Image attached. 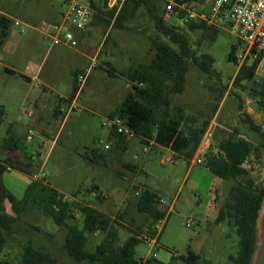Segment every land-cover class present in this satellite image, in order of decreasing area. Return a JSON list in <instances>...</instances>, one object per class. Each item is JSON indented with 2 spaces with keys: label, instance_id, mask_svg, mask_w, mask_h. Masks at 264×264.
Returning a JSON list of instances; mask_svg holds the SVG:
<instances>
[{
  "label": "rangeland",
  "instance_id": "374dc122",
  "mask_svg": "<svg viewBox=\"0 0 264 264\" xmlns=\"http://www.w3.org/2000/svg\"><path fill=\"white\" fill-rule=\"evenodd\" d=\"M11 1L15 6L14 16L17 17L22 15L23 7L34 13L35 18L46 19L50 18L49 11L66 9L65 0ZM212 1L192 2L196 7L204 8ZM155 2L157 15L164 17L166 25L179 27L188 37L191 48L199 55L208 54L215 59L214 75L206 74L189 61L185 91L171 95L172 114H177L179 108L182 109L185 118L195 120L199 129L203 127V123L217 124L213 129L214 145L211 154L219 152L220 142L229 135L238 138H241L240 135L244 136L242 139L258 145V134L243 120H247L248 115L257 125H262L264 108L257 103L260 98L256 91L259 90L257 83H249L246 90L234 86L241 65L230 54L233 44H237V38L227 29H218L215 40L204 38L201 32L190 30L188 22L178 19L177 15L165 18V1ZM100 3L104 9L109 7L108 0H100ZM113 9L107 13L109 17H113ZM125 24L129 30H118L114 26L115 29L111 31L110 38L93 64L79 52L83 51L93 57L103 30L89 40L91 52L84 48L86 41L77 50L62 44L49 50L51 46L46 40L44 46L35 53L33 60L38 66L42 65V77L52 64L58 66L57 63L63 59L77 57L81 63L77 67L73 62L70 64L72 59H66L65 64H60L63 75L60 92L65 94L66 100L60 114L46 126V139L39 127L31 126V118L26 115L31 108L34 116V107L29 104L24 107L26 109L21 112V122L26 125V135H29L28 129L34 134L31 144L21 140L24 154L28 157L25 159L32 161V171H28L30 166H25L26 171L10 168L2 174L3 183L8 191L21 199L29 183L35 180L33 177L39 175L64 197L94 206L106 215L117 218L121 223L116 225L117 246L136 235L139 243L135 247V254L139 260L155 257L166 263L173 261L175 264H184L183 258L194 253L200 256L201 263L230 264V257L237 255L239 237L225 222L218 223L217 217L209 215V207L212 198L216 199L219 206L229 199L234 181L216 179L214 173L207 170L206 164L190 167L186 161H180L179 165L166 163L162 161L165 156L156 152H152L153 160L148 159L150 153L143 151L138 137L133 139L131 151L123 152L116 144L111 149L105 148L109 144L110 129L103 122L129 90V82L123 75L136 63L147 61L153 41L170 43L144 8L139 9L136 17ZM108 26L109 24H104V29ZM70 29L75 34L80 33L73 27ZM7 54L0 57V62L10 58V54ZM23 62L24 65L25 59ZM91 64L88 80L74 99L76 76L88 70ZM76 70L80 71L74 74ZM109 70H113L116 75H110ZM255 80L258 83L264 80L263 66L256 71ZM37 90L41 91L42 86L37 85ZM50 93L53 100L58 101L59 96L55 92ZM73 105L76 107L72 108ZM99 142L102 144L99 145ZM95 149L103 154V159H92ZM255 158L258 169L249 175L264 185V148ZM129 161H133L137 167L129 168L126 164ZM147 162H150L151 170L145 172L143 166ZM144 189L155 193L159 202L166 203L165 206L158 205L166 210L164 219H156L139 211L137 203ZM94 192H100L102 197H94ZM6 208L7 213L12 215L10 205ZM191 215L195 224L190 228L185 221ZM68 224L83 227L79 211ZM13 231L3 255L4 259L12 263H18L25 247L32 244L50 256L48 264H89L77 261L65 251L67 228L56 225L41 211L27 212L17 220ZM104 237L105 233L102 231L89 234L87 249L94 251Z\"/></svg>",
  "mask_w": 264,
  "mask_h": 264
},
{
  "label": "trees",
  "instance_id": "16d2710c",
  "mask_svg": "<svg viewBox=\"0 0 264 264\" xmlns=\"http://www.w3.org/2000/svg\"><path fill=\"white\" fill-rule=\"evenodd\" d=\"M194 1V0H180ZM144 8L156 23L158 30L164 34L170 43L153 41L155 56L150 63H139L132 67L125 76L131 84L132 91L123 102L110 114V117L121 118L138 136L144 140H155L160 145L171 147L174 150L195 151L207 128V123L201 129L193 128L189 131L179 130L182 123L196 124L191 118H185L179 110L177 114L170 111L171 95L182 94L185 91L186 78L191 60L197 67L208 75H214L213 64L215 59L208 54L199 55L191 48L188 37L179 28L166 25L164 17L158 16L155 0H125L115 24L124 28L125 23L136 17L139 9ZM115 10L111 12L114 16ZM12 26V20L0 13V50ZM190 30H197L204 38L215 40L218 29L201 23L188 22ZM237 44H233L230 57L235 59L234 52ZM260 59L252 63H244L238 71L234 86L246 90L249 83H257L260 98L258 105L264 108V80L256 82L255 75ZM110 75H116L113 70ZM76 91V89H75ZM250 129L259 136L258 145L252 142L229 135L222 140L217 154L206 156L208 168L222 180H232L234 184L230 190L229 199L221 204L217 222H225L239 237L237 255L230 257V264H252L257 245V223L264 202V185L249 175L240 166L250 155H259L264 148V122L257 125L252 118L246 115ZM117 139V147L127 140L120 134L112 131ZM104 156L97 149L93 151V160L103 159ZM8 168L23 170L22 165L9 159L0 162V264H48L50 256L28 244L18 263H12L3 258L4 251L9 246V236L13 234L17 220L27 212L38 210L52 219L56 225L65 226L67 234L64 242L65 251L79 262L89 264H175L173 261L162 262L155 257L145 261L136 258L135 247L139 238L129 237L121 246H117L118 228L121 223L117 218L110 217L98 208L67 200L57 190L51 188L45 179L31 181L23 198L19 199L8 191L3 183L2 174ZM102 197L98 196V198ZM10 205L12 215L7 213ZM159 200L155 193L144 189L140 195L137 207L139 211L147 213L156 219H164L166 211L158 207ZM79 211L83 218V227L68 224L75 213ZM120 216V215H119ZM121 217V216H120ZM102 231L103 240L94 251L87 249L88 235ZM184 264L201 263L198 254L191 253L183 258Z\"/></svg>",
  "mask_w": 264,
  "mask_h": 264
},
{
  "label": "crops",
  "instance_id": "0c3cea01",
  "mask_svg": "<svg viewBox=\"0 0 264 264\" xmlns=\"http://www.w3.org/2000/svg\"><path fill=\"white\" fill-rule=\"evenodd\" d=\"M90 2L95 11L92 22L85 31H83L82 33L78 31L80 33H77L76 35L79 38H87L88 40H90L91 38H94L101 34V31L103 30V36L99 42L98 48L94 51L93 57L83 52H79L92 61V59L94 58L97 59V57L105 47L108 39L110 38V35L112 33L111 31L115 29V20L120 10L117 11L116 9H113L115 10V14L113 17H109L107 14L111 10L109 7L104 9L103 4L100 3V0H90ZM13 9H15V6L11 0H0V13L10 18L12 22L14 20H18L21 23L20 25H15L14 23H12L7 38L0 50V57L7 53L10 54V56L7 54L10 58H6V61L0 62V162L9 159L13 162L18 163L20 166L22 165L24 171H26L25 166H30L28 168V171L30 172L32 171V161H30L29 159H25V157H28L24 154V146L22 145L21 139H24V142L26 144H31L33 142V139L32 137L31 139H28L29 135H26L27 128L26 125L21 122V112L26 109L24 107L28 104L30 105V107H34L36 114L33 117H30L31 126L39 127L42 135L46 139V126L51 124V119L57 117L60 114L63 109L64 101L66 100L65 94L60 92L63 79V75L60 70V64L66 62V59H72L70 60V64H72L73 62V64L78 67L80 66L81 60L77 57H69L65 60L63 59L62 61L57 63L58 66L52 64V66H50V69H48L45 75L42 77V65L38 66L37 63L34 62V55L45 44V28L49 24L60 23L62 21V14L64 10L49 11L50 18L46 19L35 18L34 13L28 11V9L25 7H23L22 9V15H20V17H17L14 16ZM106 23L107 25L109 24V26L108 28L104 29V24ZM116 29L129 30V27L127 24H125L124 28L118 27ZM19 34H22V36H19ZM62 46L67 47L65 45ZM53 47L49 48V50H52ZM148 52L149 56L147 58V61L140 63H150L153 60L155 56L153 46L149 48ZM24 59L25 64L23 65ZM138 64L139 63H136L135 65L131 66L130 69ZM85 69H88V67H86ZM78 71L80 70H76L74 74L78 73ZM37 85L42 86L41 91L37 90ZM128 88L129 90L124 96L123 100L132 91L130 82L128 83ZM50 92H55L59 96L58 101L53 100ZM123 100L119 104H117L116 108L123 102ZM30 109L28 110L30 111ZM179 110L183 112L182 109L179 108ZM50 112L53 113H51L52 116L50 115ZM4 116L6 118H4ZM7 117L12 118L8 119ZM212 125L213 123L208 124L205 131H207V129ZM196 127L199 128L197 123L186 124L184 122L181 124L179 130L187 132L190 129ZM28 130L30 131L31 129ZM203 137L204 134L195 151L174 150L170 146L166 147L160 145L155 142V140H144L140 136H138V142L140 143V146L142 145L143 151L145 146L148 147V150L144 151L150 153L148 159L150 158L151 160H153L152 154L156 152V154L161 153L163 154V156H165L162 161L166 163L169 162L170 159L174 158L177 160L175 165H179L180 161H186L190 164L189 166L191 167L192 165L196 164V159L200 155V145L203 141ZM108 139V145L110 146L109 149H111L114 144H117L116 136L112 133L111 130ZM132 141L133 139L127 140L125 144H120V147L118 149L122 150L123 152L131 151L133 146ZM213 145L214 143L212 140L211 149L213 148ZM211 149L208 154H211ZM126 164L131 169L137 167V165L133 161H129ZM206 168L207 170L211 171L208 166ZM7 170H10V168H8ZM148 170H151L150 162H147L146 165L143 166V171L148 172ZM215 178L219 179L216 175ZM220 206L218 205V202H216V199L212 198L209 207V215H214L215 217H217ZM160 210L166 211L165 208H160ZM169 210H171V208H169Z\"/></svg>",
  "mask_w": 264,
  "mask_h": 264
},
{
  "label": "built area",
  "instance_id": "2783aa9c",
  "mask_svg": "<svg viewBox=\"0 0 264 264\" xmlns=\"http://www.w3.org/2000/svg\"><path fill=\"white\" fill-rule=\"evenodd\" d=\"M124 1L125 0H108L109 8H115L119 11ZM164 1L166 3L164 9L165 18L177 15L178 19L186 22L201 23L217 29H227L237 38V48L234 52L236 61L242 66L244 63H252L260 59L257 70L262 66L264 67V0H213L209 6L204 8L196 7L195 3L192 1ZM65 4L66 9L62 14V21L60 23L47 25L44 30L45 39L49 42L51 47L62 44L75 50H77L78 47L81 48L83 45L82 43L86 41L87 45L84 46V48L91 52L89 48L91 45L90 41L87 38H79L70 29L73 27L77 31L83 32L90 26L95 12L90 0H65ZM12 23L15 25L21 24L18 20H14ZM95 60L96 58L92 59V64ZM92 64L88 70L76 76L77 87L74 99H76L77 93L82 90L87 82ZM75 107L74 105L72 106V108ZM26 115L30 118L33 116V113L27 111ZM103 125L111 131L120 134L126 140H132L138 137L137 133L119 117H109L103 122ZM216 125L217 124L214 123L205 132L203 141L200 145V155L195 162L196 164H206V156L212 146L213 129ZM32 135L33 131L30 130L28 138L31 139ZM239 137L244 138V136L241 135ZM101 144L102 143L99 142V145ZM105 148L109 149L110 146L106 144ZM147 150L148 147L145 146L144 151ZM169 162L175 164L177 160L172 158ZM240 167L249 173L257 170L258 163L255 155L250 154L242 162ZM33 178L37 181L42 179L39 175ZM101 195L100 192L93 193L94 197ZM66 199L73 201L72 198ZM159 204L161 206L166 205L165 202L161 201ZM185 224L187 227H194L195 219L193 215L186 219ZM146 259L148 258L143 260L145 261Z\"/></svg>",
  "mask_w": 264,
  "mask_h": 264
},
{
  "label": "water",
  "instance_id": "95a60500",
  "mask_svg": "<svg viewBox=\"0 0 264 264\" xmlns=\"http://www.w3.org/2000/svg\"><path fill=\"white\" fill-rule=\"evenodd\" d=\"M252 264H264V202L257 223V245Z\"/></svg>",
  "mask_w": 264,
  "mask_h": 264
}]
</instances>
